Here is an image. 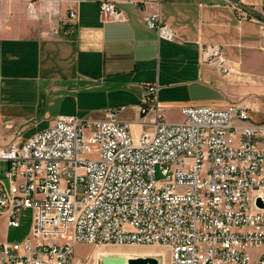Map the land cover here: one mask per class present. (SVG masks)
Here are the masks:
<instances>
[{
	"label": "built area",
	"instance_id": "2783aa9c",
	"mask_svg": "<svg viewBox=\"0 0 264 264\" xmlns=\"http://www.w3.org/2000/svg\"><path fill=\"white\" fill-rule=\"evenodd\" d=\"M94 1L120 15L113 1ZM145 23L173 40L158 15ZM201 51L227 72L219 45ZM158 91L144 83L136 121L116 108L102 119L64 115L0 147V215L15 228L32 210L27 236L0 241V264H77L76 243L157 244L168 264H264V121L236 102L182 107L170 122Z\"/></svg>",
	"mask_w": 264,
	"mask_h": 264
},
{
	"label": "crops",
	"instance_id": "0c3cea01",
	"mask_svg": "<svg viewBox=\"0 0 264 264\" xmlns=\"http://www.w3.org/2000/svg\"><path fill=\"white\" fill-rule=\"evenodd\" d=\"M111 1L116 17L94 0H0V147L79 111L102 119L120 105L136 121L143 85L154 81L170 122L182 120L167 114L171 107L236 102L264 121V0H237L259 15L228 0ZM149 14L173 29V40L147 27ZM209 44L221 47L227 72L203 61ZM7 166L0 159L4 186Z\"/></svg>",
	"mask_w": 264,
	"mask_h": 264
},
{
	"label": "rangeland",
	"instance_id": "374dc122",
	"mask_svg": "<svg viewBox=\"0 0 264 264\" xmlns=\"http://www.w3.org/2000/svg\"><path fill=\"white\" fill-rule=\"evenodd\" d=\"M117 109L119 110L117 117L120 120L127 121V120H132L136 118L134 111L129 107L122 109V107H120L119 105ZM166 112L167 114L174 116L175 118H178L180 116L179 110H176L174 107L168 108ZM84 116L87 119L90 118V116L85 115L84 111H79L77 114V117L79 118H82ZM31 213H32L31 208H24L22 211L21 218H20V225L15 228L9 227L5 229L1 226V223H0V238H6L8 241H20L25 236H27L30 231L31 222H32ZM114 248H122V249L144 248V249H150V250H155V251L157 250L162 254V256L156 257L159 261V264H168V260H169L168 251L157 244H153V245L134 244V245L118 246V245H112V244L97 245V244H92V243H76L74 245V258L77 261V264H100V258L98 257L96 258L94 256V252L97 251V255L102 252H109L111 254H115ZM162 251L164 252V254L162 253ZM123 255L124 253L122 254V256ZM146 255H149V254L148 253L144 254V256Z\"/></svg>",
	"mask_w": 264,
	"mask_h": 264
},
{
	"label": "water",
	"instance_id": "95a60500",
	"mask_svg": "<svg viewBox=\"0 0 264 264\" xmlns=\"http://www.w3.org/2000/svg\"><path fill=\"white\" fill-rule=\"evenodd\" d=\"M228 1L243 10L249 11L251 13H256L248 7L240 4L237 0ZM100 264H159V261L152 255L133 256L128 258H125L122 255H102L100 258Z\"/></svg>",
	"mask_w": 264,
	"mask_h": 264
},
{
	"label": "bare ground",
	"instance_id": "6f19581e",
	"mask_svg": "<svg viewBox=\"0 0 264 264\" xmlns=\"http://www.w3.org/2000/svg\"><path fill=\"white\" fill-rule=\"evenodd\" d=\"M120 246V245H118ZM114 253L117 255H122L124 253V257H133V256H144V254H149L155 257H160L162 254L159 251L155 250H150V249H144V248H127V249H122V248H114ZM164 254V252L162 251ZM111 254L109 252H102L97 255V251L94 252V256L97 258H101L102 255H115Z\"/></svg>",
	"mask_w": 264,
	"mask_h": 264
},
{
	"label": "trees",
	"instance_id": "16d2710c",
	"mask_svg": "<svg viewBox=\"0 0 264 264\" xmlns=\"http://www.w3.org/2000/svg\"><path fill=\"white\" fill-rule=\"evenodd\" d=\"M255 15H259V14H257V13H254Z\"/></svg>",
	"mask_w": 264,
	"mask_h": 264
}]
</instances>
